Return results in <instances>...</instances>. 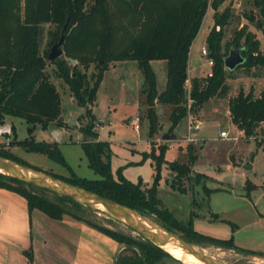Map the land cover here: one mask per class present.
Instances as JSON below:
<instances>
[{
	"label": "trees",
	"instance_id": "16d2710c",
	"mask_svg": "<svg viewBox=\"0 0 264 264\" xmlns=\"http://www.w3.org/2000/svg\"><path fill=\"white\" fill-rule=\"evenodd\" d=\"M222 2L223 0H0V123L4 118H19L26 124L27 135L21 141H10L7 146L45 155L63 164L57 143H38L32 135L36 128L42 131L49 127L64 126L60 117L59 95L49 81L51 74L46 68L49 64L53 67L52 75L66 85L73 103L83 109L86 123L78 129L83 135L79 146L86 166L98 178H75L72 173L69 178H63L46 171L44 173L128 206L189 243L208 242L256 255L251 250H242L234 245L231 236L222 240L198 233L191 227L195 212H188L186 220L176 219L161 199L156 197L155 189L159 169L164 162L165 145L157 147V155L153 154V150L148 154L147 158L153 168L152 182L149 187L141 188L140 182L125 180L120 174V168L116 170L115 177H112L108 164V146L98 140V134L92 131L95 116L91 108L101 73L108 64L132 61L141 76L139 95L143 98L141 104L147 119L149 139L158 134L159 129L155 105L168 108L170 126L167 132L170 134L172 127L186 116L187 100L191 102L188 110L195 116L208 100L226 99L230 123L242 132V137L253 140L256 148H264V89L257 97L251 95L250 91L244 93L242 90H237L231 97L227 96V71L222 63L230 49H239L243 61L236 69L244 70L245 74L251 69L259 71L264 78V47L260 50L254 35L241 27L234 32L230 42L224 44L221 52L219 42L222 33L214 29L222 26V19L226 14L216 16L214 12ZM252 5L261 17L253 27L259 29L264 38V0H253ZM207 7L214 13L213 27L204 40L206 56L212 66L207 76L187 79L189 46L199 31ZM45 26L48 27L46 34L49 40L46 49L40 50ZM62 27V55L50 62L47 59L48 50L58 38ZM240 38L242 43L238 45ZM69 60H74L73 65L69 64ZM157 60L165 64V87L159 93L156 92L154 74L149 65V62ZM90 67L95 69V73L88 75ZM186 83L188 89H185ZM186 147L191 151L189 144ZM0 157L41 171L25 164L1 146ZM194 160V155H188L185 164L165 163L170 174L169 188L184 192L185 184L191 189L193 185L201 183L202 191L206 195L210 192L211 189L204 186L208 179L202 174L191 172ZM249 185L246 180V193ZM0 188L20 195L25 200L28 214L31 210H37L57 220L66 215L112 238L122 246L115 256L114 264H159L163 257L171 258L163 248L157 247L147 238L109 230L89 220L86 213L92 207L78 200L57 195L44 188L25 185L1 174ZM45 193L51 197H47ZM23 252L29 262V247L28 251Z\"/></svg>",
	"mask_w": 264,
	"mask_h": 264
},
{
	"label": "rangeland",
	"instance_id": "374dc122",
	"mask_svg": "<svg viewBox=\"0 0 264 264\" xmlns=\"http://www.w3.org/2000/svg\"><path fill=\"white\" fill-rule=\"evenodd\" d=\"M252 1L224 0L223 6H218L215 10L216 16L226 14L224 20L222 19V26L219 29L218 27L214 29L217 32L220 30L222 33L219 42L222 48L221 52H223L224 44L230 42L234 32L239 28L243 27L251 33L249 28L251 25H255L254 19L257 16ZM214 13L209 7L205 10L198 29L199 32L190 50L191 59L197 64L193 70L191 69L188 79L193 75L205 77L210 73L212 65L206 63V59L209 58L201 56L199 49L201 46V49L207 52V47L203 43L206 29L209 30L213 27ZM249 17L252 19L250 20ZM47 29V26L43 28L40 50H45L47 47L49 40L48 34H46ZM241 43L242 38L239 39L238 45ZM150 66L154 74L155 89L159 93L165 87V64L163 61L157 60L150 62ZM46 68L51 74L49 81L54 85L59 95L60 117L64 126L49 127L42 131L36 128L32 135L35 142L38 143H57L63 164L51 160L45 155L7 146L10 141H21L27 136L25 133L26 124L19 118H4L0 123V127L9 128L8 133L1 134L0 146L25 164L35 167L41 172L46 171L63 178H69L72 173L75 178L97 179L98 176L86 166L79 146L83 135L78 129L86 123L83 109L73 103L66 85L52 75L53 67L48 64ZM90 73H95L93 67H90L87 72L88 75ZM245 75V71L242 69L227 72V78L230 79H240ZM98 83L95 101L91 108V112L95 116L92 131L98 134V140L105 142L108 146V164L112 177H115L116 170L120 168V174L125 180L132 183L138 181L141 183V188L149 187L152 182L153 168L147 156L152 150L153 154L157 155V147L165 145L164 162L160 166L155 189L156 197L161 199L176 219L186 220L189 216L188 212H195L196 216L191 221V227L198 233L222 240L231 236L234 245L242 250H251L256 255L208 242L190 244L198 246L204 253L227 264H260L263 262L264 226H259L256 222V211H264V152L257 153L253 140L236 135V130L227 122L223 113L224 103L214 99L210 105L205 103L200 114L195 115L199 125L197 131L194 132L195 142L189 144L192 149L188 151L187 144L182 139L187 136V117L192 114L190 111L186 110V116L181 118L170 130L174 139L164 142L160 140V136L163 133L169 134L167 132L170 126L169 110L163 105L154 106L159 123L158 134L152 139L147 137V119L144 115V106L141 104L143 98L139 95L142 85L141 76L134 62L123 61L108 64L101 73ZM212 106L214 107L211 108ZM135 116L138 118L137 131H134L130 125V119ZM127 118H129L128 122L124 124L123 122ZM98 119L104 120V123L100 124L101 129L96 126ZM219 131H226L227 138L219 139ZM143 154L144 156H142ZM188 155L195 156L191 169L196 172L212 175L221 171L217 174L219 182L212 180L204 182V186L211 189L207 195L202 191L201 183L193 185L191 189H188V185L185 184L184 192L172 190L168 186L170 174L165 163L185 164ZM245 160L249 162L251 168L242 171L239 164ZM232 163L238 164L236 171L231 169ZM240 173L244 174L243 178L239 177ZM246 180L250 184L247 193L244 188ZM45 195L51 197L48 193ZM86 215L89 220L109 230L121 231L132 236L137 235L126 228L120 220L106 215L95 207L89 209ZM245 224L251 225L247 227Z\"/></svg>",
	"mask_w": 264,
	"mask_h": 264
},
{
	"label": "crops",
	"instance_id": "0c3cea01",
	"mask_svg": "<svg viewBox=\"0 0 264 264\" xmlns=\"http://www.w3.org/2000/svg\"><path fill=\"white\" fill-rule=\"evenodd\" d=\"M222 4H224V0ZM222 4L219 7L223 6ZM255 10L257 12L256 8H254ZM258 20L260 21L261 17L257 12L254 21ZM206 30L205 38L209 31L208 28ZM249 31L254 35L255 40H257L259 49L262 50L264 47V38L261 31L257 28L254 29L252 25ZM193 42L194 40L189 46L187 55V77L191 69L193 70L197 64L191 59L190 50ZM200 50L201 46L199 53ZM192 77L198 76H190V78ZM226 85L228 86L227 96L229 97L233 96L237 90H242L244 93L250 91L251 95L257 97L264 89V78H262L259 71L254 72L251 69L249 73L240 79L226 78ZM211 101H214V99L208 100L207 103L210 105ZM216 101H222L224 103L223 113L227 122L230 123L229 113L227 111V100L216 99ZM155 106L157 107V105ZM202 108L197 112L198 115L202 111ZM128 119H125V121L128 122ZM232 127L234 128L233 125ZM235 130L238 137L242 136V132L237 129ZM160 140H162L161 136ZM162 141L167 142L170 140ZM256 150L257 153L259 151L264 152V148L262 147L256 148ZM246 163L249 162L245 160L239 164L241 166L239 167L240 170H244L242 167ZM231 165V169L236 171L238 164L232 163ZM191 172L202 174L192 169ZM219 173L221 171L217 174ZM217 174L202 175L208 181L219 182ZM239 177L243 178L244 174L240 173ZM145 188L147 187L145 186ZM256 216V222L259 226H264V211H256ZM250 225L245 224L247 227ZM28 247L31 251V260L29 262L23 252L28 251ZM119 250L120 245L112 238L90 228L81 221L73 220L69 216L63 215L60 220H57L43 215L37 210H31L28 214L25 200L20 195L11 190L8 191L0 188V264H114L115 256Z\"/></svg>",
	"mask_w": 264,
	"mask_h": 264
},
{
	"label": "water",
	"instance_id": "95a60500",
	"mask_svg": "<svg viewBox=\"0 0 264 264\" xmlns=\"http://www.w3.org/2000/svg\"><path fill=\"white\" fill-rule=\"evenodd\" d=\"M63 29L64 27L60 29L58 38L48 50L47 59L50 62L62 55L60 46L63 41ZM242 61L243 59L239 49H230L222 59L223 67L227 72L236 69L240 66ZM73 63L74 60H69L70 65H73ZM125 123H127V121H125L124 124ZM161 139L173 140L174 135L163 133ZM249 167V163H246L243 165L242 169ZM0 174L7 178L15 179L25 185L29 184L37 188H44L57 195H63L76 201L78 200L84 205H89L92 208L95 207L106 215L120 220L126 228H129L144 239L147 238L154 245L161 249L163 248L170 255L171 258L163 257L158 262L159 264H162V262L170 264H190L175 258L168 250V248L171 247L180 249L183 253L190 255L203 264H227L204 253L198 247L185 241L179 235L166 230L149 217L139 214L134 209L121 205L112 199L105 198L94 192L92 193L84 188L72 186L61 180L59 181L44 172L22 166L12 160H6L0 157ZM121 247L122 246H120V249Z\"/></svg>",
	"mask_w": 264,
	"mask_h": 264
},
{
	"label": "built area",
	"instance_id": "2783aa9c",
	"mask_svg": "<svg viewBox=\"0 0 264 264\" xmlns=\"http://www.w3.org/2000/svg\"><path fill=\"white\" fill-rule=\"evenodd\" d=\"M200 55L205 57L206 56V52L204 49L200 50ZM206 63L208 65H212L210 59H206ZM185 89H188V85L187 83L185 84ZM191 105V102L189 100H187V106H186V110L189 112L188 108ZM104 120L103 119H98L97 120V124L96 126L100 127V124H103ZM109 124V121H108ZM130 125L133 128L134 131L138 130V118L135 116L132 119H130ZM199 125V121L195 118V116L188 115L187 117V125H186V130H187V136L182 139V141L186 144H192L195 142V136H194V132L197 131V127ZM101 129V127L99 128ZM9 132V128L7 129L6 127H0V136L1 134H6ZM227 132L226 131H219L218 132V138L219 139H225L227 138Z\"/></svg>",
	"mask_w": 264,
	"mask_h": 264
},
{
	"label": "bare ground",
	"instance_id": "6f19581e",
	"mask_svg": "<svg viewBox=\"0 0 264 264\" xmlns=\"http://www.w3.org/2000/svg\"><path fill=\"white\" fill-rule=\"evenodd\" d=\"M198 247V246H197ZM169 252L177 259H181L187 263L190 264H203L201 262H199L198 260L192 258L190 255L183 253L180 249H176V248H168ZM260 264H264V261L261 262Z\"/></svg>",
	"mask_w": 264,
	"mask_h": 264
}]
</instances>
